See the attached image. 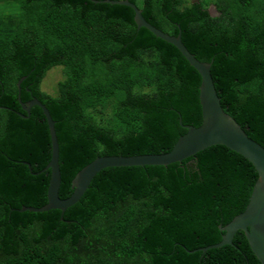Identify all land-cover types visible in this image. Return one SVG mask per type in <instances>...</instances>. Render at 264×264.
<instances>
[{
	"label": "trees",
	"instance_id": "obj_1",
	"mask_svg": "<svg viewBox=\"0 0 264 264\" xmlns=\"http://www.w3.org/2000/svg\"><path fill=\"white\" fill-rule=\"evenodd\" d=\"M129 1L212 63L223 109L264 147V0ZM134 17L93 0H0V264H262L241 230L201 250L222 240L258 179L223 145L167 166L105 168L64 213L20 211L48 202L52 143L43 110L28 116L19 97L55 121L62 199L96 158L166 153L183 125L202 124L200 74ZM56 67L51 95L42 83Z\"/></svg>",
	"mask_w": 264,
	"mask_h": 264
},
{
	"label": "water",
	"instance_id": "obj_2",
	"mask_svg": "<svg viewBox=\"0 0 264 264\" xmlns=\"http://www.w3.org/2000/svg\"><path fill=\"white\" fill-rule=\"evenodd\" d=\"M131 7L135 12V23L138 28H146L156 37L174 45L187 61L198 71L202 78L200 85V104L202 108V124L198 127L183 125L187 132L179 137L173 149L161 154H141L133 156H101L81 169L72 181L73 193L66 199L60 198V186L62 181L59 157V142L53 120L47 107L37 98L24 103L19 97L22 109L28 116L32 107L38 106L43 110L47 119L52 143V157L43 171L51 170L48 185V202L46 205L35 207H23L20 211L44 212L51 209H59L63 213L80 201L89 188L94 177L103 169L110 167H130L158 165L167 166L194 156L198 152L215 145H223L232 151L245 157L258 172V179L254 185L250 201L244 212L237 215L226 226H220L224 232L222 240L214 245L201 249L220 248L225 245H233V240L238 231H243L248 243L256 257L264 264V147L250 138L237 121L225 112L221 104L212 74L211 62H202L193 55L182 41V35H169L150 24L142 15V11L129 0H93ZM216 9L210 8L212 15H216ZM18 82L19 90L21 83ZM27 116V117H28ZM30 169L31 166L29 165Z\"/></svg>",
	"mask_w": 264,
	"mask_h": 264
},
{
	"label": "rangeland",
	"instance_id": "obj_3",
	"mask_svg": "<svg viewBox=\"0 0 264 264\" xmlns=\"http://www.w3.org/2000/svg\"><path fill=\"white\" fill-rule=\"evenodd\" d=\"M213 8L214 7H211L212 12H213ZM63 78H64V75H63L62 67H56V68L51 69L42 83V90H44L45 92L51 95H56L57 94V84Z\"/></svg>",
	"mask_w": 264,
	"mask_h": 264
}]
</instances>
